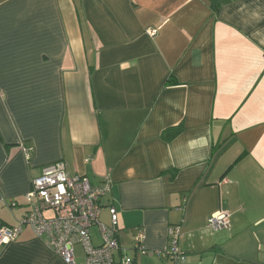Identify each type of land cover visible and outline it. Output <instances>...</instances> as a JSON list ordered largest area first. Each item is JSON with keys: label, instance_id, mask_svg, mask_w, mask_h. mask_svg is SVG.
<instances>
[{"label": "crops", "instance_id": "0c3cea01", "mask_svg": "<svg viewBox=\"0 0 264 264\" xmlns=\"http://www.w3.org/2000/svg\"><path fill=\"white\" fill-rule=\"evenodd\" d=\"M216 1L0 0V226L62 162L109 184L99 222L117 210L115 264H264V0ZM218 211L229 228L209 232ZM0 264L63 262L24 226Z\"/></svg>", "mask_w": 264, "mask_h": 264}, {"label": "built area", "instance_id": "2783aa9c", "mask_svg": "<svg viewBox=\"0 0 264 264\" xmlns=\"http://www.w3.org/2000/svg\"><path fill=\"white\" fill-rule=\"evenodd\" d=\"M155 34L156 30L147 31L149 37ZM108 190V183L92 186L86 177L70 176L62 162L43 167L25 196L29 210L19 219L17 226H0V248L13 242L22 228L28 226L63 264H75L76 246L82 248L85 264H115L114 255L119 248L117 210L109 208L108 226L99 222L100 200ZM94 226L99 230L98 246H93L90 241L89 230ZM228 228L229 214L226 211H218L207 219L209 232ZM168 237L170 250L167 255L174 261L183 262L185 256L176 247L179 228H170ZM142 238V233H139L133 241V248L144 254ZM118 264L134 262L122 256Z\"/></svg>", "mask_w": 264, "mask_h": 264}, {"label": "trees", "instance_id": "16d2710c", "mask_svg": "<svg viewBox=\"0 0 264 264\" xmlns=\"http://www.w3.org/2000/svg\"><path fill=\"white\" fill-rule=\"evenodd\" d=\"M211 2V8L213 9L214 12L217 11L218 9V4H217V1L216 0H210ZM176 85V82L173 78H170L167 80V82L165 83V86L168 87V86H175ZM183 131V124L182 123H179L175 126H171V127H168L166 129H164L162 132H161V139L166 141V142H171L173 139H175L178 135H180V133H182Z\"/></svg>", "mask_w": 264, "mask_h": 264}]
</instances>
